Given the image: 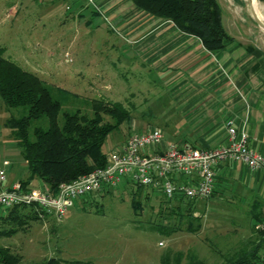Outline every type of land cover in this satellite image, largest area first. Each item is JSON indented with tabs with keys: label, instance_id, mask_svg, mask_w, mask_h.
Instances as JSON below:
<instances>
[{
	"label": "rangeland",
	"instance_id": "rangeland-1",
	"mask_svg": "<svg viewBox=\"0 0 264 264\" xmlns=\"http://www.w3.org/2000/svg\"><path fill=\"white\" fill-rule=\"evenodd\" d=\"M257 2L256 10L264 19V2ZM221 3L225 13V28L242 42L264 51V29L253 20L247 1L221 0ZM28 4L33 10L24 8L16 16L8 17L5 16V8L0 7V47L6 58L33 72L50 86L53 97L61 102L59 124L64 120V112L79 110L91 116L90 101L93 98H105L129 105V118L106 137L102 150L107 153L120 147L134 130L141 132L140 128L158 126L163 133L171 127L174 118H180L174 111H170L174 99L173 91L166 83V76L160 75L150 66L141 68L142 74L139 75L138 66L127 65V60L120 57L121 51L106 47L104 42L107 40L103 37L107 33L116 36L114 23H108L101 17L98 19L105 24L96 22L83 28V22L71 17L69 12L68 16L44 18L39 13L46 9L48 3L38 0L19 5L24 7ZM62 28L66 32L61 38L59 35ZM105 73L114 75L104 76ZM106 78L115 80V88L118 90L114 96L108 97L112 92L102 87L107 82L103 81ZM0 104L3 106L0 107V165L2 167V160L7 158L9 165L2 167L6 176L22 178L27 173L25 162L19 156V146L10 129L3 122L10 113L18 116L26 113L27 108L21 106L8 110L1 97ZM35 124L43 128L48 126L46 118ZM134 188L131 184L121 183L86 200H75L60 221L53 218L34 221L26 232L0 237V245H8L18 251L22 255L21 264H31L50 256L59 257L61 264H165L163 260L167 255H170V264H174L172 256L176 251L194 253L204 264H228V256L231 254L224 247L223 241L214 234L225 233L230 229L228 226L221 229L219 226H207L202 211L193 215L196 211L193 208H181L183 218L178 213H171L167 202H159L161 194L147 187L137 195L142 209L135 212L131 206ZM225 199L229 208H240L239 201L232 204L229 196ZM190 211L191 216L195 217L192 223L201 225L195 233L181 230L166 234L153 228L162 224L178 225L179 222L185 227L189 220L187 213ZM245 216L239 210V219L235 221L247 226L249 219ZM232 225L234 231L237 227L235 223ZM237 229L240 232L241 228ZM253 231L255 235L261 234L255 229ZM188 260L183 258L181 264Z\"/></svg>",
	"mask_w": 264,
	"mask_h": 264
},
{
	"label": "crops",
	"instance_id": "crops-1",
	"mask_svg": "<svg viewBox=\"0 0 264 264\" xmlns=\"http://www.w3.org/2000/svg\"><path fill=\"white\" fill-rule=\"evenodd\" d=\"M35 1L38 0H0V7L5 8V16H16L24 8L32 9L29 4L22 7L20 3ZM60 1L63 2L62 5L59 4ZM94 1L117 27L116 36L107 33L103 37L107 40L104 42L106 47L121 51L120 57L127 60V65L138 66L139 75L142 74L141 68L150 66L160 75L166 76V83L173 91L174 99L170 111H174L180 118H174L171 127L163 131L165 141L186 139L197 145H217L226 139V122L232 119L238 131L244 130L247 133L248 145L264 155V51L242 42L228 28L226 29L234 40L223 49L208 50L197 36L181 31L171 21L137 8L131 0ZM219 2L224 23V8L221 0ZM41 3L49 4L39 13L44 18L68 16L69 12L71 17L83 22V28L96 22L105 24L98 19L102 16L88 0H41ZM65 32L62 28L59 36L62 38ZM105 75L113 76L114 73ZM103 81L107 82L102 87L112 92L108 97L114 96L118 90L115 88L114 78ZM0 107L3 106L0 104ZM3 125L5 126L4 122ZM18 153L22 157L20 148ZM24 162L27 168L25 176H6L8 183L28 177V167L25 160ZM9 163L7 158L2 160L3 166ZM29 185L46 187L38 178H34ZM94 194L97 193H92L91 196ZM227 196L232 199V204L239 201L240 208H229L225 201ZM81 199L83 197L75 200ZM180 199L187 198L170 199L166 205L171 208L181 203V210L185 208V202ZM192 208L196 210L193 215L202 211L208 222L207 226L230 228L222 233L224 236L214 232L231 254L229 259L244 253L250 256L252 251L258 254V259L264 255V236L255 235L253 231L259 219H264L263 167L252 170L242 162L222 161L217 168L212 194L206 199H195ZM239 210L249 219L247 226L235 221L239 219ZM234 211L237 213H230ZM232 223L241 228L240 232L236 231L237 228L232 231ZM237 235L240 236L236 237Z\"/></svg>",
	"mask_w": 264,
	"mask_h": 264
},
{
	"label": "trees",
	"instance_id": "trees-1",
	"mask_svg": "<svg viewBox=\"0 0 264 264\" xmlns=\"http://www.w3.org/2000/svg\"><path fill=\"white\" fill-rule=\"evenodd\" d=\"M264 2V0H258ZM139 9L157 17L171 21L181 31L197 36L208 50L223 49L234 40L222 22V7L219 0H131ZM0 47V97L9 110L26 106L27 112L21 115L12 113L5 119L26 161L29 175L21 180L23 187L34 179H40L46 187L54 192L64 181H70L88 173L106 163V153L102 146L108 134L117 129L130 116V110L121 102L105 98L91 99L92 115L87 116L79 110L64 112L63 122L59 124L58 114L61 102L54 98L50 86L39 76L23 69L17 63L6 58ZM46 118L48 126L43 128L35 124ZM144 187L135 186L131 197V206L135 212L142 209L137 195ZM109 191V189L107 190ZM92 193L82 200L88 199ZM148 197V195H146ZM158 198V197H156ZM165 196L159 202H169ZM195 199H180L185 202L186 210H191ZM159 203V204H160ZM180 206H172L171 213H178L183 218ZM189 220L185 227L178 225H155L166 234L184 230L195 233L200 223L195 220L191 211L187 213ZM193 218V219H192ZM260 220V219H259ZM44 221L32 204L18 203L6 209H0V237H11L19 232H26L32 222ZM264 236V232H261ZM189 260L185 264H204L194 253L187 254L176 251L172 258L174 264H181L183 258ZM258 254L254 251L250 256L243 254L230 258L228 264H256ZM22 255L8 245H0V264H21ZM56 256L43 258L31 264H61ZM163 261L170 264V255Z\"/></svg>",
	"mask_w": 264,
	"mask_h": 264
},
{
	"label": "built area",
	"instance_id": "built-area-1",
	"mask_svg": "<svg viewBox=\"0 0 264 264\" xmlns=\"http://www.w3.org/2000/svg\"><path fill=\"white\" fill-rule=\"evenodd\" d=\"M88 1L112 23L94 0ZM226 131L223 142L208 146L189 140L165 141L158 126L147 127L141 132L134 130L120 147L106 153L103 167L61 182L54 192L45 186L23 187L20 181L8 183L6 172L0 166V209L18 203L32 204L44 221L50 218L60 221L75 199L121 183L159 191L167 199H206L212 194L217 168L222 161L242 162L252 170L264 168V155L248 145L247 133L238 131L232 119L226 122ZM255 230L264 232V219L255 224ZM258 264H264V255Z\"/></svg>",
	"mask_w": 264,
	"mask_h": 264
},
{
	"label": "water",
	"instance_id": "water-1",
	"mask_svg": "<svg viewBox=\"0 0 264 264\" xmlns=\"http://www.w3.org/2000/svg\"><path fill=\"white\" fill-rule=\"evenodd\" d=\"M250 11H251L252 18L256 22V24L260 28L264 29V19H263V17L262 16L260 17V15H258V13L253 8H250Z\"/></svg>",
	"mask_w": 264,
	"mask_h": 264
},
{
	"label": "bare ground",
	"instance_id": "bare-ground-1",
	"mask_svg": "<svg viewBox=\"0 0 264 264\" xmlns=\"http://www.w3.org/2000/svg\"><path fill=\"white\" fill-rule=\"evenodd\" d=\"M246 1L249 5V8H253L258 13V11L256 10V8L258 6L257 0H246ZM262 9H263V7H262ZM258 15H260V13H258ZM260 17H261V15H260Z\"/></svg>",
	"mask_w": 264,
	"mask_h": 264
}]
</instances>
